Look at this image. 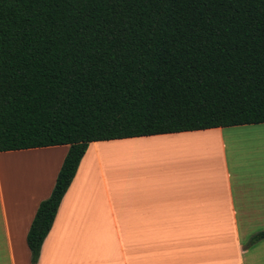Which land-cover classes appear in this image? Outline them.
I'll return each mask as SVG.
<instances>
[{"label": "trees", "instance_id": "trees-1", "mask_svg": "<svg viewBox=\"0 0 264 264\" xmlns=\"http://www.w3.org/2000/svg\"><path fill=\"white\" fill-rule=\"evenodd\" d=\"M261 123L264 0H0V152L67 146L30 264L89 143Z\"/></svg>", "mask_w": 264, "mask_h": 264}, {"label": "crops", "instance_id": "crops-1", "mask_svg": "<svg viewBox=\"0 0 264 264\" xmlns=\"http://www.w3.org/2000/svg\"><path fill=\"white\" fill-rule=\"evenodd\" d=\"M264 123L89 143L35 264H264ZM67 146L0 152V264Z\"/></svg>", "mask_w": 264, "mask_h": 264}, {"label": "rangeland", "instance_id": "rangeland-1", "mask_svg": "<svg viewBox=\"0 0 264 264\" xmlns=\"http://www.w3.org/2000/svg\"><path fill=\"white\" fill-rule=\"evenodd\" d=\"M259 135H264V131L258 132Z\"/></svg>", "mask_w": 264, "mask_h": 264}]
</instances>
